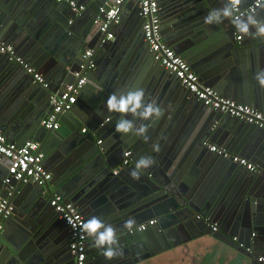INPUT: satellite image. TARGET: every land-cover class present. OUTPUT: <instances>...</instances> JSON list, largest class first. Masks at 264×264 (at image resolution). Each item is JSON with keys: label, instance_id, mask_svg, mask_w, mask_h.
Segmentation results:
<instances>
[{"label": "water", "instance_id": "1", "mask_svg": "<svg viewBox=\"0 0 264 264\" xmlns=\"http://www.w3.org/2000/svg\"><path fill=\"white\" fill-rule=\"evenodd\" d=\"M76 1L95 2L97 16L77 15L66 2L55 0H0V33L51 84L48 89L36 84L22 66L0 54V129L19 145L38 142L52 172L44 185L23 181L6 185L9 162L0 160V197L14 207L10 217H0V264H61L65 248L59 245L60 238L51 241L68 228L48 207L60 193L79 207L86 221L97 217L117 229L123 255L108 261L88 238V264H143L140 261L154 255L158 240H168L169 232L191 239L208 235L246 255L251 264H264V128L204 106L166 71L145 40L138 2L125 0L120 6V24L127 36L111 41L108 34L115 25L101 32L95 21L104 17L101 9L106 2L116 0ZM254 1L243 0L242 5ZM159 7L166 43L202 82L222 97L264 113V88L255 79L264 70V38L238 40L227 19L205 25V16L222 7V0H159ZM125 10L133 21L124 19ZM259 15L264 20V7L257 9V19ZM90 49L91 57L84 60ZM83 78L80 101L59 114L60 128L41 126L46 106L49 114L53 111L51 94ZM137 88L145 91L146 102L155 101L164 110L155 122L134 121L137 127L148 126L147 139L116 133L121 116L106 108L113 93ZM188 119L194 122L186 132H174L179 120ZM82 126L88 128L83 135ZM206 143L251 158L258 170L250 172L211 152ZM128 151L129 164L119 168L118 156L122 154L123 160ZM148 156L156 163L143 170L139 180L132 179L136 162ZM52 186L59 191L53 193ZM151 218H156V225L139 231ZM128 219L136 221L131 232L124 228ZM146 248L149 254L140 255Z\"/></svg>", "mask_w": 264, "mask_h": 264}, {"label": "built area", "instance_id": "2", "mask_svg": "<svg viewBox=\"0 0 264 264\" xmlns=\"http://www.w3.org/2000/svg\"><path fill=\"white\" fill-rule=\"evenodd\" d=\"M58 3L66 2L72 11L80 15L87 10V6L74 0H55ZM125 0H116L113 4L106 2V6L101 9L104 17L95 21V26L100 28L101 32L110 30L111 25H118L120 19V6ZM139 3L140 16L145 19L143 26L145 40L156 61L170 74L175 75L181 84L188 89L194 97L203 103L204 106L214 111L230 115L234 118L255 125L258 128H264V113L258 109L238 103L236 101L222 97L214 88L205 85L200 76L192 69L191 65L181 55L169 46L162 34V22L160 17L159 0H127ZM261 5L264 0H260ZM255 7V1L246 8L240 6V12L247 14L248 11ZM258 9V8H257ZM114 38L113 33L108 34V39ZM241 38L238 37V40ZM0 54L6 55L34 78V82L45 89L50 88L46 78L37 71L26 59L17 55L16 49L12 45L3 42L0 36ZM92 51H86L84 60L91 57ZM94 63H90V68H95ZM84 68V65L82 66ZM79 76V74H76ZM86 84V78H83L78 84L67 85L61 92L52 93L50 102L53 111L43 119L42 125L48 130H57L60 128L59 114L71 111L76 102L79 90ZM109 121V119H108ZM87 133V129H83ZM102 141H98L101 144ZM211 152L216 153L226 159H231L233 163L238 164L250 172H256L258 167L238 155L231 154L227 149L217 145L206 143ZM131 152L124 154V160L119 168L127 166L130 162ZM8 160V175L4 183L23 181L25 183L33 182L38 185H44L52 179V173L47 170L44 164V154L40 150V144L35 141H27L23 145L8 141L4 132L0 129V160ZM118 170L115 171V174ZM50 206L58 214L59 218L65 223L69 234V251L73 257V264H88V237L82 238L80 225L86 222L85 217L79 207L73 202L67 200L62 194H55L49 201ZM14 207L10 204L9 199L0 197V217L8 218L13 214ZM156 220L143 223L138 227L139 231H145L156 224ZM213 231L217 230L215 225ZM2 226L0 225V231ZM243 248V244L240 245ZM247 251H250L249 249ZM264 261V257L261 258Z\"/></svg>", "mask_w": 264, "mask_h": 264}, {"label": "clouds", "instance_id": "3", "mask_svg": "<svg viewBox=\"0 0 264 264\" xmlns=\"http://www.w3.org/2000/svg\"><path fill=\"white\" fill-rule=\"evenodd\" d=\"M243 0H222V7L214 8L208 12L204 18L205 25H219L224 20H229L239 38L245 36L251 38H264V21L257 19V8L264 7L260 0H255V7L251 8L247 14L240 12V5ZM261 88H264V70L257 72L255 76ZM106 108L110 113L120 114L121 118L116 121V133L128 135L131 133L137 137L147 139L148 126L141 124L136 126L135 120L155 122L164 116V110L155 101L146 102L145 91L137 88L130 90L126 94L117 95L113 93L106 101ZM131 115L133 119L126 118ZM154 151H159V145H154ZM156 163L151 156L140 158L135 169L130 172V177L139 180L143 170H147ZM136 227L134 219H128L124 228L131 232ZM82 238L92 239L93 246L102 250L101 254L108 260H114L123 255L117 237V229L112 225L105 224L101 219L92 217L80 225Z\"/></svg>", "mask_w": 264, "mask_h": 264}, {"label": "crops", "instance_id": "4", "mask_svg": "<svg viewBox=\"0 0 264 264\" xmlns=\"http://www.w3.org/2000/svg\"><path fill=\"white\" fill-rule=\"evenodd\" d=\"M74 1H76V0H74ZM112 1H114V0H112ZM76 2H78V1H76ZM109 3H111V2H109ZM80 4L87 6V10L85 12H83V14L90 15L91 18H95L97 16L96 15L95 2L92 1L89 5H87L85 3H80ZM240 6L242 8L247 7V6H243L242 4ZM130 16H131L130 11L125 10L124 15H123L124 19L128 20V21H133L130 19ZM258 19L260 21H264L261 15L258 16ZM124 26L125 25L122 23V24L115 25L112 28L111 33L114 34V38L111 39V41H115L117 35L118 36L120 35L122 40L124 39V37L127 36V31H125L126 28ZM239 35L240 34H237V38L239 37ZM0 36L2 37L3 42H5L8 45H12L16 49L18 56L25 59L22 56L20 49L17 46H15L9 40V38L7 36L2 35L1 33H0ZM86 51H89V50H86ZM90 51H91V49H90ZM13 62H15V61L13 60ZM37 71L40 72V70H38V69H37ZM40 73L49 82V79L47 78V76L45 74H43L42 72H40ZM49 84H50V82H49ZM50 86H51V84H50ZM3 101H6V99H3L2 102ZM79 101H80L79 96L77 95L76 104H78ZM1 105L3 106V104H1ZM48 111H49V109L46 106V108H45L46 114H45L44 118H46L49 115ZM193 122H194V119H188V120H186V122H184V120H179V122L174 127V132H176V133L177 132L178 133L179 132L180 133L186 132L188 130V128L192 126ZM41 126H43L42 122H41ZM83 129H88V128L85 126H82V128H81L82 135L85 134L82 132ZM8 141H9V139H8ZM30 141H34V140H30ZM10 142H15V141H10ZM15 143L18 144L17 142H15ZM177 145H179V144H177ZM214 145H217V144H214ZM219 147H221V146H219ZM237 155L242 157V158L247 159L248 161H250L252 163H254L251 160V158H248L246 156H242L240 154H237ZM121 156H122V154L120 156H118V160L120 161L119 166L122 164V162L124 160V159L122 160ZM2 161H6V160L2 159ZM44 164H45V167L47 168V170H49L51 172V170H50L49 166L46 164L45 160H44ZM7 171H8V167H7ZM115 171L116 170H114V173H115ZM51 190L53 193H56L59 191L57 188H55L53 186L51 187ZM60 194H62V193H60ZM62 196H64L67 200H69V198L66 197L64 194H62ZM48 207L50 209H52L49 201H48ZM152 220H156V218H151L147 222L152 221ZM58 226L60 229H62V230L64 229V225L61 221L58 224ZM59 238H60L59 245L61 244V246H63L65 248V251L63 253L66 252V254L62 257L61 264H73L71 261V258H70V254H69L68 230L62 232L61 234H59L57 236H55V238L52 239L51 243L53 244V242H58ZM0 247H1V244H0ZM147 249L148 248H146V250H143L140 255L149 254L150 251ZM152 249L154 251V255H152V256H150V257H148V258H146L140 262H145L143 264H251L252 263V261L243 253L236 251V250L228 247L227 245H225L223 243L216 242L214 239H212L208 235H206L204 237L196 236V237L191 239V238H188L187 236H185V234H183V233L179 234L176 232H169L168 240H166L165 238H161L160 240H158L156 242L155 247H153ZM0 251H1V249H0ZM261 257H264V255H261ZM262 263H264V262H262Z\"/></svg>", "mask_w": 264, "mask_h": 264}, {"label": "flooded vegetation", "instance_id": "5", "mask_svg": "<svg viewBox=\"0 0 264 264\" xmlns=\"http://www.w3.org/2000/svg\"><path fill=\"white\" fill-rule=\"evenodd\" d=\"M68 243H69V241H68ZM69 254H70V258H73L72 255H71V253H69ZM138 257H139V256H138Z\"/></svg>", "mask_w": 264, "mask_h": 264}]
</instances>
